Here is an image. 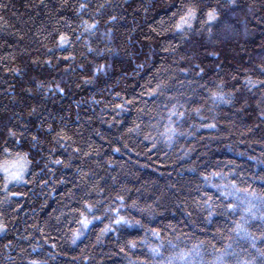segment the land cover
<instances>
[{
	"label": "trees",
	"instance_id": "trees-1",
	"mask_svg": "<svg viewBox=\"0 0 264 264\" xmlns=\"http://www.w3.org/2000/svg\"><path fill=\"white\" fill-rule=\"evenodd\" d=\"M0 264H264V0H0Z\"/></svg>",
	"mask_w": 264,
	"mask_h": 264
},
{
	"label": "rangeland",
	"instance_id": "rangeland-1",
	"mask_svg": "<svg viewBox=\"0 0 264 264\" xmlns=\"http://www.w3.org/2000/svg\"><path fill=\"white\" fill-rule=\"evenodd\" d=\"M16 166H18L17 164H14V165H12V166H9L8 167V173L11 175V176H13L12 174H13V172L15 171V170H17V167Z\"/></svg>",
	"mask_w": 264,
	"mask_h": 264
}]
</instances>
